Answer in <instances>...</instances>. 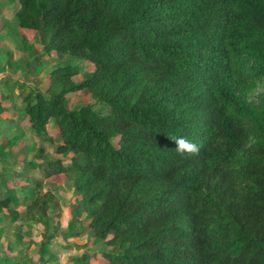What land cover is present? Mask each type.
<instances>
[{
  "label": "trees",
  "instance_id": "obj_1",
  "mask_svg": "<svg viewBox=\"0 0 264 264\" xmlns=\"http://www.w3.org/2000/svg\"><path fill=\"white\" fill-rule=\"evenodd\" d=\"M5 3L18 4L15 25L40 45L23 43L25 74L35 63L40 75L52 52L91 65L81 81V64L55 65L44 90L11 84L22 132L40 144L24 162L38 177L11 169L23 133L0 117V217L43 227L35 263L13 264H264V0ZM82 89L109 111L70 109L67 95ZM9 98L0 94V116ZM172 136L199 153L177 154ZM45 143L61 157L44 158ZM60 176L84 213L64 234L87 227L92 244L114 249L102 252L106 263L88 252L63 263L50 252L51 179Z\"/></svg>",
  "mask_w": 264,
  "mask_h": 264
},
{
  "label": "rangeland",
  "instance_id": "obj_2",
  "mask_svg": "<svg viewBox=\"0 0 264 264\" xmlns=\"http://www.w3.org/2000/svg\"><path fill=\"white\" fill-rule=\"evenodd\" d=\"M2 0H0L1 2ZM0 8V79H2V87L0 94H10V98L3 101L6 112L0 116L3 124L12 126L11 132L23 133V137L11 149V156L15 160L12 167L16 175L21 176L30 172L25 169L26 160L33 158L40 144L33 136L24 135V129L20 120L21 116V96L18 84L25 83V90L29 87L39 86L41 89L46 87L45 74L55 65H63L67 63L81 64L83 67L80 75L76 76L75 81H81L91 70V65L87 61L80 60L77 56L64 55L58 52H52L51 55L44 58V71L36 76L33 75L35 63H32L30 74L26 73L24 62L26 60V52L22 45L24 42L32 43L36 48L40 49V45L36 43L32 33L27 29H21L15 25L14 12L18 4L6 5L3 0ZM37 50V49H36ZM33 52H35L33 50ZM18 81L11 88V84ZM83 104H93L94 107L102 114L109 111V107L105 102H97L93 99L88 89H82L67 95V106L70 109H77ZM48 132L54 133L55 124L47 125ZM6 137H1L0 142ZM48 150L46 156L53 155V147L44 144ZM38 175V174H37ZM35 175L36 177H38ZM44 190L49 187L48 181L44 180ZM55 194L54 206L51 208L49 217L55 224V237L50 246V252L58 257L60 262H67L71 257L80 255L83 252L92 254L93 263H106L102 256L104 251H114L113 248L100 243L92 244L91 233L87 227H83L76 223V230L81 235L75 237H67L64 230L67 229L70 219L74 216L80 221L84 219V213L79 206V198L73 194L72 186L69 180L58 178L55 187L52 188ZM23 212V207H19ZM43 227L40 224H32L24 221L22 218L15 223L10 224L6 219L0 217V258L8 264H13L16 260L23 262L29 261L35 263L38 258L37 247L41 240ZM78 245H86L84 248H78Z\"/></svg>",
  "mask_w": 264,
  "mask_h": 264
},
{
  "label": "clouds",
  "instance_id": "obj_3",
  "mask_svg": "<svg viewBox=\"0 0 264 264\" xmlns=\"http://www.w3.org/2000/svg\"><path fill=\"white\" fill-rule=\"evenodd\" d=\"M171 140L175 143V151L181 156H184L185 154H188L189 156L196 155L200 151L197 144L190 142L183 136H172Z\"/></svg>",
  "mask_w": 264,
  "mask_h": 264
},
{
  "label": "crops",
  "instance_id": "obj_4",
  "mask_svg": "<svg viewBox=\"0 0 264 264\" xmlns=\"http://www.w3.org/2000/svg\"><path fill=\"white\" fill-rule=\"evenodd\" d=\"M36 49H38V50H40L39 48H36ZM46 82V81H45ZM46 88V87H45ZM44 90V89H43ZM51 123V122H50ZM49 123V124H50ZM48 124V125H49ZM51 133V132H50ZM54 133H55V131H54ZM54 133H51V134H54ZM55 143H57V144H60L61 143V141H59V140H57V138H55ZM46 147V146H45ZM48 150L49 149H46V151L48 152ZM47 155V153L45 154V156H44V158H47L48 156H46ZM53 156L55 157V158H58V157H61L60 155H57V154H53ZM38 174V171H37V169L36 170H31V172H30V176L31 175H37ZM58 178H60V179H63L64 177H62V176H60V177H53L51 180L56 184V181H57V179ZM45 181H47V180H45Z\"/></svg>",
  "mask_w": 264,
  "mask_h": 264
}]
</instances>
